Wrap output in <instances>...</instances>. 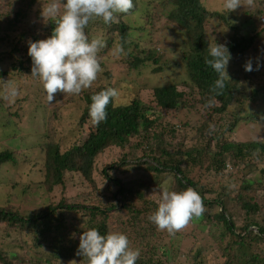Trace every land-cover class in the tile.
Wrapping results in <instances>:
<instances>
[{"label": "trees", "instance_id": "obj_1", "mask_svg": "<svg viewBox=\"0 0 264 264\" xmlns=\"http://www.w3.org/2000/svg\"><path fill=\"white\" fill-rule=\"evenodd\" d=\"M19 1L25 3L27 0ZM158 1H164L167 6H172L170 18L184 32L186 51L183 52V64L189 72L190 82L194 88L191 97H195L198 106L205 109L204 115L197 119L192 118L196 121L192 123L190 121L192 119L184 116L190 113L187 111L189 110L187 102L192 100H187V93L179 91L177 85H168L156 88L153 100L149 103L140 98L125 106H115V100L111 102L107 107V119L99 124H93L89 137L82 146H71L63 151L56 139L57 132L53 129L50 131L53 139L41 149L45 168L42 172H45V182L41 183L42 189L46 188L50 195L56 187L66 189L68 175L78 176L84 182L94 185L93 171L97 159L109 149L119 148L124 151L121 160L102 171L107 187L116 191L111 197L113 203L99 198L89 200L90 195L84 194L81 197L82 202L62 199L57 203L46 204L38 213L26 215L8 206L0 208V225L11 232H17L18 236L34 237L41 248L50 249L54 254L65 255L61 256L62 261L70 263L76 260L78 264L87 263L86 258L76 255L79 246L77 235H81L85 229L96 228L102 235L109 231L119 232L120 229L131 233V230L138 233V236L140 234L139 237L144 235L143 239H147L150 244L160 242L161 247L166 249L163 255L166 260L156 259L155 245L140 255L136 264H163L170 262L168 246L163 244L165 239L184 240L186 232L182 229L175 235H170L166 230L157 229L148 217L157 209L158 204L156 200L147 199L146 188L148 186L154 189L159 197L162 188L181 191L192 187L201 195L205 209L203 215L192 223L203 230L208 226L222 225L220 243L227 241V245L223 252L219 251L225 259L224 263L264 264V167L259 166V164L264 166V141H239L234 137L240 133L239 129L243 123L248 125L264 121V80L259 75L260 69L248 72L242 67L241 71L244 73L241 75L230 72L227 67L230 78L225 82L223 94L214 98L212 107H205L211 98L209 87L218 76L204 62L210 43L206 39V23L211 17L222 18L221 14L209 11L202 0H133L135 7L130 13L117 14L116 21L111 25L104 24L102 20L90 22L86 29L90 39L93 36L100 37L99 33L107 38L106 46L98 53L102 71L98 74L96 82L100 83L101 77L108 74L105 70L106 64L103 62L108 53V49L105 48H121L122 56L129 57L118 62L125 63L127 59H133L132 67L136 69H141L145 61H152L158 65L166 58L165 53L158 52V47L146 46L144 53L149 56L142 59L140 54H136L140 53L142 44L131 40L130 17L136 12L138 4L149 11ZM26 6L28 8L37 6L40 14L42 0H30ZM28 12L29 10L24 8L17 9L13 24L10 22L5 24L3 30L0 28V33H4V37L0 36V43L12 48L11 51L0 54V62L5 60L6 56L13 57L16 59L15 71L22 73L23 78H38L31 75L29 41L48 38L54 29V22H46L47 26L42 27L45 29L42 35H33L32 26L35 24L27 21ZM19 26L24 30L14 44L10 37L12 33L7 29H18ZM232 29L236 34L226 45L230 52V61L247 58L256 43V37L240 35L238 27ZM105 32L108 35H105ZM130 49L135 52H129ZM156 70L163 72L165 68L159 67ZM107 87L111 86L102 84L91 86L79 95H73L84 103L80 121L82 126L91 119L89 116L91 96ZM190 103L191 106L197 107ZM59 113L60 111H56L55 115L59 116ZM179 113L182 115H177ZM56 116L50 122L51 127H54L53 122L58 118ZM210 124L214 126L212 130H209ZM190 130L195 132V135L191 134ZM22 150L1 151L0 167L15 163L17 154L24 153L29 159L31 155L37 157L33 149L23 152ZM257 150V154L253 155ZM141 165L147 172L153 174L150 180L135 183V187H127L118 177V171L123 167ZM202 175L209 177L208 182L212 184L210 188L203 184ZM170 178L173 179V183L167 186ZM78 181H75V186L79 184ZM118 197H121V200H118ZM136 199L141 201L143 206L135 207L133 202ZM229 204L244 213V224L236 222L235 214L228 209ZM214 209L217 210L216 213H212ZM137 225L142 232L137 229ZM30 254L29 258H25L18 253L9 254L0 248V264H47V261ZM204 256L205 250L200 249L191 257L192 261L189 264H202L204 260L201 258ZM49 261L52 262L53 258ZM57 263L62 262L58 260Z\"/></svg>", "mask_w": 264, "mask_h": 264}, {"label": "rangeland", "instance_id": "obj_2", "mask_svg": "<svg viewBox=\"0 0 264 264\" xmlns=\"http://www.w3.org/2000/svg\"><path fill=\"white\" fill-rule=\"evenodd\" d=\"M29 1L22 3L19 0H0V28L3 30L5 24L10 22L13 24L17 9L24 8L29 10L27 21L35 24L32 26L31 34L42 35L45 30L42 27L47 25L42 17L39 16V8L37 6L31 8L26 6ZM202 2L209 11L218 12L222 17H211L206 23V39L210 43L227 45L229 39L236 34L232 27H238L240 35L256 37V43L248 57L231 60L228 64V70L241 73L242 75L244 73L241 71L242 67L249 59L252 60L253 66L257 65L258 58L260 63L264 64V0H254L253 7L242 5L232 12L224 9L223 0H202ZM172 9V6H167L164 1L154 3L149 11L142 7L141 4H138L136 12L130 17L132 21L131 40L142 44L140 53L136 52V54H140L142 59H146L149 55L144 53L145 47L156 46L158 47V52L166 54V58L160 64L157 65L152 61H145L141 65V69H136L132 67L133 59H127L125 63L118 62L120 59L123 60L129 57L128 55L123 57L120 53L114 57L112 54L114 47L105 48L106 50L108 49V53L103 62L106 64L105 70L108 74L104 76L103 73L104 77H101L100 83L95 81L92 86L95 87L102 84L116 88L119 91V96L115 99V106H125L136 98L149 103L153 100L156 88L177 85L179 91L187 93V100L190 101L191 99L192 101L190 102L197 106H191V103L187 102L189 104V110L187 111L190 113L184 116L189 118V120L192 118L197 119L204 115L205 109L202 106H198V101L195 97H191L194 88L190 82L189 72L183 64L186 40L184 32L170 18ZM93 22H97V20ZM7 30L12 33L10 37L13 39V43L16 44V38L19 39L24 29L22 30L19 26L18 29ZM99 35L103 38L106 45L107 38L100 33ZM105 35H108L107 32H105ZM0 36L4 37V33H0ZM28 36L30 35L28 34ZM11 49L8 45L0 43V54L11 51ZM132 51L130 49L129 52ZM5 58V60L3 59L0 62V91L3 90L4 82L11 81L15 85L18 94L12 100H4L0 97V152L4 150L33 149L36 151L37 157L31 155L29 159V157L26 158L24 153L21 155L17 154L15 163H8L0 167V208L11 206L26 215L38 213L46 207V204L48 205L50 202L57 203L62 199L82 202L83 199L81 197L84 194L90 195L89 200L91 198L92 200L99 198L105 202L113 203L111 197L116 191L107 187L102 171L116 163L118 164L121 160L124 151L119 148H111L97 159L93 171L94 185L84 182L78 176L68 175L66 177V184L68 185L66 189L61 188V186L56 187L51 195L46 188L42 189L41 183L45 182V172H42L45 168L44 155L41 149L53 139L50 131L54 129V132H57L56 139L60 142L62 150L65 151L71 146H82L88 139L94 122L89 119L85 126L80 124L84 103L79 100V97H74L72 94L57 93L54 101L49 103L39 78H23L22 73L15 71L16 59L10 56ZM159 67H164L165 70L163 72L161 71L162 69L156 70ZM109 73L110 76H108ZM259 75L264 80V66L260 67ZM56 111H60L59 116L55 115ZM177 115H180V113ZM54 116L58 118L53 122L54 127H51L50 122L54 120ZM190 121L193 123L195 120L192 119ZM239 130L238 136L237 134L236 136L232 134V138L234 136L239 141H264V121L249 123L248 125L243 123ZM190 133L195 135L192 130H190ZM262 165L259 164V166L264 167ZM228 170H232V168H228ZM152 175L142 165L140 167H123L118 171V177L126 183L127 187H135V183L146 181ZM202 176L203 184H207L208 188H210L212 184L208 182L209 177L206 175ZM75 181L79 182L76 186L74 184ZM172 183L173 179H168L167 186ZM146 196L148 200L157 201L159 199L156 191L148 186L146 188ZM118 200H121V197H118ZM133 203L137 208L143 206L142 202L137 199ZM228 209L235 214L238 224H244L243 212L239 209L236 210L231 204L228 205ZM216 211L214 209L212 213H216ZM221 227L222 225L218 227L208 226L206 230H203L202 227L193 224L191 221L184 228L186 239L174 238L171 241L168 238L165 239L163 244L168 246L170 262L163 264H189L192 261L191 257L200 249L205 250V258H201V260H204L202 264H225V259L221 256L220 251L223 252L227 241L220 243ZM137 229L141 231L139 225H137ZM255 231L257 230L255 229ZM119 232L127 233L126 235L130 242L129 247L133 250L138 249L140 255L149 251L148 249L151 250L152 246L157 245L156 259L166 260L163 257L166 249L161 247L160 242H152L150 244L147 239H143L145 238L144 235L139 237L140 234L138 236V233H134L131 230V233L123 229H120ZM77 236V238L80 237L79 234ZM167 236H169L168 233ZM33 238L18 236L17 232H11L5 226L0 225V248L9 254L18 253L25 258H29L28 254L31 253L41 260L47 261V264H58V260L62 262L60 264H70L61 260V256L65 255L54 254L50 249L41 248ZM23 241L25 243H22ZM51 258H53L52 262L49 261ZM79 262L81 261L79 260ZM80 264L83 263L81 262Z\"/></svg>", "mask_w": 264, "mask_h": 264}, {"label": "clouds", "instance_id": "obj_3", "mask_svg": "<svg viewBox=\"0 0 264 264\" xmlns=\"http://www.w3.org/2000/svg\"><path fill=\"white\" fill-rule=\"evenodd\" d=\"M253 7L254 0H223L225 10L232 12L240 6ZM135 7L133 0H42L41 17L44 22L53 21L52 34L38 41H29L28 55L32 59L31 75L38 77L43 85L49 103L57 93L79 95L91 88L102 71L98 53L106 45L102 37L86 33L90 22L102 20L111 25L117 14H128ZM122 49L115 47L113 55H119ZM205 63L217 74L210 85L211 98L205 107H212L216 96L223 94L229 77L227 67L231 59L224 44L209 43ZM259 58L256 68L249 59L243 65L245 71L259 70ZM17 89L11 81L4 82L0 97L12 100ZM119 96L114 87H107L91 96L89 116L95 124L107 119V107ZM209 125V130L213 129ZM258 150L253 153L256 155ZM158 207L149 214L148 219L160 231L170 235L184 229L191 221L199 219L205 209L201 195L192 187L176 191L162 188L157 200ZM129 239L121 232L109 231L102 235L96 228H88L79 237L76 255L87 259V264H136L140 256L138 249L129 247ZM70 264H77L76 260Z\"/></svg>", "mask_w": 264, "mask_h": 264}]
</instances>
